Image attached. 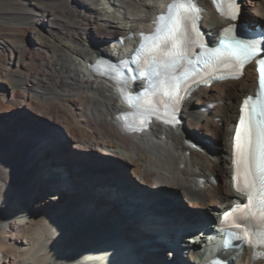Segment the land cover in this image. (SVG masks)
<instances>
[{
	"label": "bare ground",
	"instance_id": "obj_1",
	"mask_svg": "<svg viewBox=\"0 0 264 264\" xmlns=\"http://www.w3.org/2000/svg\"><path fill=\"white\" fill-rule=\"evenodd\" d=\"M168 1L16 0L0 7L6 24L0 37L7 44L9 37H21L19 52L24 57L21 81L16 83L21 91L12 90L10 98L0 100V241L13 242L0 251V264H198L201 256L191 251L204 243L201 227L216 226L221 213L239 197L230 185V137L241 99L256 87L254 64L237 81L216 82L193 93L178 127L153 124L135 135L119 129L115 115L123 107L114 87L87 69L99 55L113 57L127 52L129 44L135 46V36L123 45L115 38L150 31L151 21ZM259 1L254 9L249 4L243 9L248 24L264 21V0ZM198 2L205 9L201 25L215 42L228 22L213 11L209 0ZM211 102L217 103L212 110L201 109ZM56 129L66 135V142L58 140ZM221 135L223 148L216 150ZM45 139L55 142V159L40 156V140ZM64 162L84 164V169L52 191L42 180L47 176L61 181ZM114 172L131 176L113 188L109 181ZM98 175L106 180L101 187L111 193V200L117 195L126 205L119 213L112 210L106 223L99 210L86 206ZM210 176L217 178L216 186ZM162 187L172 188L166 198L154 195L153 189ZM167 199L180 211L191 212L182 213L177 222V214L170 219L153 210L151 221L142 218L139 211ZM114 230L121 242L112 238ZM149 233H155L153 241ZM167 234H172L170 239ZM231 256L234 264H252L245 246L225 255Z\"/></svg>",
	"mask_w": 264,
	"mask_h": 264
},
{
	"label": "rangeland",
	"instance_id": "obj_2",
	"mask_svg": "<svg viewBox=\"0 0 264 264\" xmlns=\"http://www.w3.org/2000/svg\"><path fill=\"white\" fill-rule=\"evenodd\" d=\"M15 1L16 0H0V7L6 5L7 3H13ZM18 1H21V0H18ZM257 2H260V1L259 0H250V3H247V1H246L245 5H244L243 2L241 1V15H242V17L244 16L243 9L245 11L246 7H247L246 4H249L250 7L254 9ZM26 3H28V1H26ZM29 3L30 4H37L36 1H30ZM259 24L260 25H264V21H261V23H259ZM5 25H6L5 22L0 19V30L4 29L6 27ZM6 40H7L6 38L0 37V74H1L0 88H2V90H1L2 91L1 92L2 95L0 94V100L4 99V98L7 100L8 98H10L12 90L21 91V85H19V86L16 85V83L18 84L21 81V79H20L21 78V70L23 69V67L21 66V60H24V57L21 58V53L19 52L20 51L19 49L21 48L20 46L22 45L21 37H18V36L17 37H9L8 43H10V44L5 43ZM11 40L13 41V43H12ZM25 44H27L29 46L31 45L29 40L26 41ZM18 52L20 54H18ZM33 65L35 66V64H33ZM212 97L214 98L215 95L213 94ZM223 98L227 101L226 97H223ZM235 100H237V98L234 99V103H235ZM205 104L206 103H204L202 105V108H204ZM16 113L18 115H20L19 117H21V114L19 112L15 111V114ZM26 119L27 118L25 117V120ZM26 124H27L26 126H28L29 129L31 130L32 127L30 126V124H28V123H26ZM31 132H33V131L31 130ZM56 133H57V136H58V140L60 142H62V143L66 142V135H64V133H62L60 130H57V129H56ZM222 139H223V136L221 135L220 138L218 139V141L216 142V144H217L216 147H215L216 150H222V148H223L222 147ZM40 142L42 143V145L44 147L40 156L42 158H45V160L55 159L56 156H57V151H58L55 142L53 140H48V139H45L43 141L40 140ZM96 159H98V158H96ZM64 164L67 166V169L60 168L59 176H61V179H62L61 181H57L56 177H55V179H47L48 178L47 176H44V179L42 180L48 186L52 187V191H54L56 188H61L59 186V184L63 185L64 183H67L69 181L70 177L75 176L74 175L75 173H78V172H80V171H82L84 169L82 167L84 164L81 165V164H76V163H73V162H71V163L64 162ZM224 172H225V170H224ZM219 174L221 175V177H224L223 174H221L220 171H219ZM99 176L100 175L96 176V178H98V179H95V181H96L95 185L92 186L93 189H95V192H93L94 195H92V196L88 195V197L86 198L87 199L86 206H88L89 208L92 207L93 209L99 210V212H101V215L103 216V218H105V219H102V220L106 223L107 220H110L108 215H110L112 210H114L115 212L119 213V209L125 208L126 205H125V203L123 201H120L118 198L116 199L117 195L114 198V200H111V197H109V195H111V193L109 191H106L105 189H103L101 187L102 184H105L106 180L102 181ZM129 176H131V175L129 174ZM129 176L126 173L121 174V173H118V172L117 173L114 172L113 179L111 178L109 183H112V187L113 188L114 187L118 188L125 181L130 179ZM117 179H120V181L117 182ZM137 185H141V184L137 183ZM223 187H224V183H223ZM169 192H172L171 188L163 187L162 189H159L158 193H156L154 195L155 196H159L160 198H161V196L166 198L165 195H167ZM140 197L141 196H139V198ZM160 198L157 197L156 199H160ZM48 199L52 200L53 196L49 195ZM130 199L135 201L133 198H130ZM107 200H108L109 205L106 204ZM130 206L131 205H128L126 208L127 209H128V207L131 208ZM151 206H153V208H151L149 206L150 207L149 210L139 211V213L143 214V217H142V215H141V217L144 218V219H147L149 221H151V219H152V217H151L152 210L154 212H156L158 214V216H162V217H165V218L167 217V218H170V219L171 218L174 219V216H176V214H177L179 217L176 220V222L179 220V218H181L183 216L182 213L189 214L191 212L190 210H187V209L180 211L178 209V207H176V208L173 207L174 206V202L169 201V199H167L166 201L160 200V202L158 201L156 204H151ZM131 209H132L133 213L137 212L136 209H133V208H131ZM124 214H125V212H124ZM181 214H182V216H181ZM117 216H118L117 218H119V220H121L123 225L125 224V225L130 226L129 221L126 220L124 218V216L123 217L121 215H117ZM113 224L114 223L111 222L110 226H113L118 232H121V234H122V229L120 227L116 226L115 224L114 225ZM157 228L159 229L161 227L157 226ZM161 229L164 230L163 228H161ZM170 236H172V234L171 235L167 234V238L168 239H170ZM133 237H132V239H133ZM155 237H156L155 233L154 234L153 233H149V235H148V238H150V241H153L155 239ZM187 237L189 238L190 235H188ZM146 240H148V239H146ZM12 244H13V242L11 240H9V239H6L4 241H0V251L1 250L10 249L12 247ZM175 257H176L175 263L179 262V258H178L179 256H175ZM229 260H230V262H232L234 264L236 258L234 256H231V258ZM169 262L174 263V259H169ZM177 264H179V263H177Z\"/></svg>",
	"mask_w": 264,
	"mask_h": 264
},
{
	"label": "snow or ice",
	"instance_id": "obj_3",
	"mask_svg": "<svg viewBox=\"0 0 264 264\" xmlns=\"http://www.w3.org/2000/svg\"><path fill=\"white\" fill-rule=\"evenodd\" d=\"M233 2L235 3V0H233ZM180 7L183 8L184 5H181ZM236 7L238 8L239 5L237 4ZM238 16H239V13H237V16L232 17V19H237ZM225 46L230 50L229 54L231 55L239 56V54H243L249 60L251 58H259V63L257 65V68L260 74L262 75V77H264V46H261L258 48L255 43L245 44L240 41L233 42L232 38H228L226 40ZM210 55L221 56V55H224V53L217 50L216 52L210 53ZM248 103L249 101L247 100L244 102L245 107L242 108V113L246 110ZM261 108L262 110H264V104L261 105ZM174 120H175V124L173 126H178L179 123L181 122L179 115L175 116ZM239 124L241 126L245 124V119L243 115L241 116ZM235 141L236 143L234 146V152L239 153L245 160H247L249 141H248L247 136H245L242 140L241 131L239 128L236 132ZM261 170L264 171V161H262ZM235 179H237V177H234V180ZM244 183H245V186L247 187L248 185L247 175H245L244 177Z\"/></svg>",
	"mask_w": 264,
	"mask_h": 264
},
{
	"label": "water",
	"instance_id": "obj_4",
	"mask_svg": "<svg viewBox=\"0 0 264 264\" xmlns=\"http://www.w3.org/2000/svg\"><path fill=\"white\" fill-rule=\"evenodd\" d=\"M119 181H120V179H117V182H119ZM112 238H113L115 241L117 240L118 242H119V240H120V242H121V240H122L120 234H119L116 230L112 231Z\"/></svg>",
	"mask_w": 264,
	"mask_h": 264
},
{
	"label": "trees",
	"instance_id": "obj_5",
	"mask_svg": "<svg viewBox=\"0 0 264 264\" xmlns=\"http://www.w3.org/2000/svg\"><path fill=\"white\" fill-rule=\"evenodd\" d=\"M222 100H225L224 98H221Z\"/></svg>",
	"mask_w": 264,
	"mask_h": 264
}]
</instances>
